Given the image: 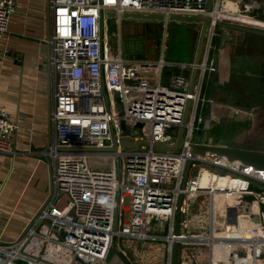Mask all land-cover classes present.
<instances>
[{
  "label": "built area",
  "instance_id": "obj_1",
  "mask_svg": "<svg viewBox=\"0 0 264 264\" xmlns=\"http://www.w3.org/2000/svg\"><path fill=\"white\" fill-rule=\"evenodd\" d=\"M209 2L50 0L53 131L43 154L52 164L54 191L23 237H0V264H108L112 248L114 256L126 255L124 238L163 250L151 263L162 257L164 264H264V211L256 204L241 211L224 200L264 197V173L193 152L194 144H221L208 133L206 91L219 68L214 51L221 54L231 39L223 36L231 29L219 25L221 16L254 18L264 3L213 0L209 9ZM16 11V0H0V38ZM126 13L162 15L166 24L174 16L210 18L199 62L196 50L191 60L168 62L163 45L156 58H125L120 30H110L109 21L120 25ZM166 67L172 72L164 83ZM182 127L181 148L157 145L176 146ZM18 129L0 109L1 154H17ZM203 166L234 184L203 187Z\"/></svg>",
  "mask_w": 264,
  "mask_h": 264
},
{
  "label": "rangeland",
  "instance_id": "obj_2",
  "mask_svg": "<svg viewBox=\"0 0 264 264\" xmlns=\"http://www.w3.org/2000/svg\"><path fill=\"white\" fill-rule=\"evenodd\" d=\"M221 17L228 22L264 26L262 6L255 10L254 18L230 15ZM109 27L110 30H120L125 58H156L163 45L168 62L188 61L194 55L199 39L195 22L170 20L166 24L157 20L124 18L120 25L109 21ZM241 34L233 35L221 49H224L220 51L221 54L216 49L214 51L219 68L206 88L212 99L208 112L211 129L208 133L221 144L264 149V41L247 38L243 33ZM171 72V67L165 68L164 83H167ZM210 168L216 169L213 166ZM201 171L208 179L219 176L204 166ZM221 176L234 183L232 177ZM217 199L221 200V198ZM224 200L237 203L241 211L250 209L253 204L264 211V197L241 196L231 199L224 197ZM65 202L66 198L63 204ZM125 205H128V200ZM120 244L126 251L124 256L129 263L164 264L162 257L160 263L159 261L151 263L153 254L163 256V250L152 249L148 246L149 243L127 242L124 238L120 240ZM114 261L118 264H126L121 256L112 257L108 264H113Z\"/></svg>",
  "mask_w": 264,
  "mask_h": 264
},
{
  "label": "crops",
  "instance_id": "obj_3",
  "mask_svg": "<svg viewBox=\"0 0 264 264\" xmlns=\"http://www.w3.org/2000/svg\"><path fill=\"white\" fill-rule=\"evenodd\" d=\"M48 1L16 0L10 30L0 38V109L19 125L17 154L0 153V237L19 238L51 194L50 162L43 154L53 131ZM241 33L224 30L223 36Z\"/></svg>",
  "mask_w": 264,
  "mask_h": 264
},
{
  "label": "water",
  "instance_id": "obj_4",
  "mask_svg": "<svg viewBox=\"0 0 264 264\" xmlns=\"http://www.w3.org/2000/svg\"><path fill=\"white\" fill-rule=\"evenodd\" d=\"M208 7H209V9L213 8V0H210ZM47 13H48L47 14V16H48V29H49V35H50L51 26H52V7L50 4V0L48 1V4H47ZM107 15L110 17H113L114 13L108 12ZM125 18L157 20V21L163 20L162 15H158V14L157 15L156 14L147 15V14H140V13H126ZM173 20H176L179 22L185 21V22H189V23L195 22V23H201L202 24V28H201V32L199 33V39H198L196 52H195V61H196V63H198L200 60V57L202 55V51H203V47H204V43H205V38L207 35V29H208L209 24L211 23V19L206 18V17L202 18V17L174 16ZM219 25L224 27V28L240 31V32H243L246 34H255V35H259V36H264V28L258 27V26H251V25H247V24H241V23H236V22H227V21L219 22ZM49 57H50V48H49L48 56H47V64H48V72H49V78H50V84H51V69H50V64H49ZM196 74H197V70L194 69L193 74H192L191 89L194 86V80H195ZM189 105H190V102H188L186 110H185L184 121H186L188 118ZM51 106H52V102L50 105V123L52 126ZM119 108H121L120 105H119ZM183 135H184V127H182L180 129L179 140H178V143L176 146L169 147L163 143H157V145L160 148L177 150V149L181 148V146L183 144ZM51 142H52V134H51L50 140L48 142V145L46 147V151L49 149ZM123 143L126 146H133L132 142H130L127 139H124ZM115 147H116V145H115ZM193 152L201 154V155H204L206 153L215 154V155L224 157V158L228 159L229 161L240 162L243 165L250 166L254 169H257L261 172H264V150H262V149H254V148H248V147H242V146H232V145H225V144H194L193 145ZM46 158L48 159V157H46ZM49 162H50V172H51L50 187H51V192H53L54 191V183H53V176H52V164H51L50 160H49ZM188 168H189V166L187 167L184 183H185L186 178H187ZM45 203L42 206V208L45 206ZM42 208L33 217V219L30 221V223L28 224L26 229L19 236V238H21L25 235V233L30 228V226L33 224L34 220L36 219L37 215L42 210ZM179 217H180V214L178 213L177 226L179 224ZM115 254H116V250H115V248H112L108 254L109 260L112 257H115L114 256ZM119 256L122 257V259L124 260V262L126 264H130L126 260L124 255L119 254Z\"/></svg>",
  "mask_w": 264,
  "mask_h": 264
},
{
  "label": "bare ground",
  "instance_id": "obj_5",
  "mask_svg": "<svg viewBox=\"0 0 264 264\" xmlns=\"http://www.w3.org/2000/svg\"><path fill=\"white\" fill-rule=\"evenodd\" d=\"M228 8L231 7L230 4H228L227 6ZM239 17V16H238ZM241 17V16H240ZM118 26V25H117ZM264 173V172H263ZM262 173V174H263ZM200 184L203 186V187H211V186H224V185H227L228 186H232L234 183L232 181H230L228 178H225L224 176H218L217 178H210L208 179L206 177V174L204 172L201 171V180H200ZM113 264H118L117 261H114Z\"/></svg>",
  "mask_w": 264,
  "mask_h": 264
},
{
  "label": "trees",
  "instance_id": "obj_6",
  "mask_svg": "<svg viewBox=\"0 0 264 264\" xmlns=\"http://www.w3.org/2000/svg\"><path fill=\"white\" fill-rule=\"evenodd\" d=\"M247 24L254 25V26H259V27L264 28V26L258 25V24H252V23H247ZM243 35L247 36V38L259 39V40L263 39V41H264V37L263 36H259V35H255V34H246V33H243Z\"/></svg>",
  "mask_w": 264,
  "mask_h": 264
}]
</instances>
